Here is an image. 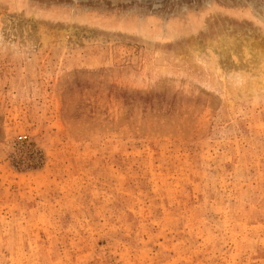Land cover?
I'll list each match as a JSON object with an SVG mask.
<instances>
[{"label": "rangeland", "instance_id": "obj_1", "mask_svg": "<svg viewBox=\"0 0 264 264\" xmlns=\"http://www.w3.org/2000/svg\"><path fill=\"white\" fill-rule=\"evenodd\" d=\"M0 264H264V0H0Z\"/></svg>", "mask_w": 264, "mask_h": 264}, {"label": "bare ground", "instance_id": "obj_2", "mask_svg": "<svg viewBox=\"0 0 264 264\" xmlns=\"http://www.w3.org/2000/svg\"><path fill=\"white\" fill-rule=\"evenodd\" d=\"M75 1V0H74ZM83 1V0H82ZM94 1V0H93ZM111 1V0H110ZM126 1V0H125ZM129 1V0H128ZM150 1V0H149ZM152 1H156V2H158L159 0H152ZM199 1V0H198ZM55 2V1H54ZM137 2V1H136ZM139 2V1H138ZM140 2H142V1H140ZM196 2V1H195ZM69 3V2H68ZM116 3V2H115ZM120 3V2H119ZM110 4V3H109ZM122 4H124V3H122ZM83 5V4H82ZM114 5V4H113ZM134 5V4H133ZM120 6V5H119ZM252 7V6H251ZM112 8V7H111ZM113 9V8H112ZM140 13V12H139Z\"/></svg>", "mask_w": 264, "mask_h": 264}, {"label": "water", "instance_id": "obj_3", "mask_svg": "<svg viewBox=\"0 0 264 264\" xmlns=\"http://www.w3.org/2000/svg\"><path fill=\"white\" fill-rule=\"evenodd\" d=\"M113 1H122V0H113Z\"/></svg>", "mask_w": 264, "mask_h": 264}]
</instances>
